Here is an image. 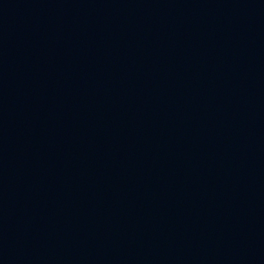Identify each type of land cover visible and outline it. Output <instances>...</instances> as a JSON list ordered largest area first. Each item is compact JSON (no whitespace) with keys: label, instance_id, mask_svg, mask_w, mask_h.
<instances>
[{"label":"water","instance_id":"obj_1","mask_svg":"<svg viewBox=\"0 0 264 264\" xmlns=\"http://www.w3.org/2000/svg\"><path fill=\"white\" fill-rule=\"evenodd\" d=\"M0 264H264V0H0Z\"/></svg>","mask_w":264,"mask_h":264}]
</instances>
